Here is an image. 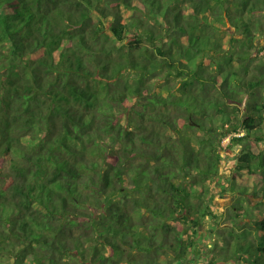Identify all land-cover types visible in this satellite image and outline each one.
I'll return each mask as SVG.
<instances>
[{
    "label": "trees",
    "instance_id": "16d2710c",
    "mask_svg": "<svg viewBox=\"0 0 264 264\" xmlns=\"http://www.w3.org/2000/svg\"><path fill=\"white\" fill-rule=\"evenodd\" d=\"M263 39L264 0H0V264H264Z\"/></svg>",
    "mask_w": 264,
    "mask_h": 264
},
{
    "label": "rangeland",
    "instance_id": "374dc122",
    "mask_svg": "<svg viewBox=\"0 0 264 264\" xmlns=\"http://www.w3.org/2000/svg\"><path fill=\"white\" fill-rule=\"evenodd\" d=\"M264 43V39L260 40V44ZM228 142V138L224 139L223 141V146H225ZM260 148L262 150H264V144L262 146H260ZM236 151H238L239 149L236 148ZM235 165V164H234ZM230 167H232V163L230 161V158L228 159H224L222 161V164L220 166V175H227V173L229 172ZM217 184H218V179L213 183L210 184L211 186V191L213 194V201H212V205L214 208V212L217 215V220H209L207 219L206 224H205V233L207 234L208 229L214 231V229H219L224 227L227 228L228 226H230L231 220L229 219V212L232 211V204L235 201V196L232 195L231 193L227 192L225 194H221L220 192H218L217 190ZM246 202L248 204H255L259 201H261L259 198L254 197L253 195H246ZM209 235L211 237L204 239L206 241V243H210L211 238L214 237V233L208 232ZM203 259V258H202ZM197 263V264H210V260H211V253H209L208 255H206V258L204 256V259Z\"/></svg>",
    "mask_w": 264,
    "mask_h": 264
},
{
    "label": "built area",
    "instance_id": "2783aa9c",
    "mask_svg": "<svg viewBox=\"0 0 264 264\" xmlns=\"http://www.w3.org/2000/svg\"><path fill=\"white\" fill-rule=\"evenodd\" d=\"M242 135V134H241ZM229 140V139H228Z\"/></svg>",
    "mask_w": 264,
    "mask_h": 264
}]
</instances>
